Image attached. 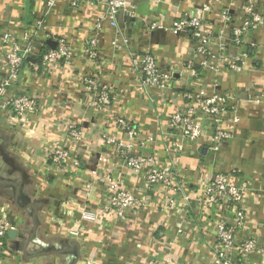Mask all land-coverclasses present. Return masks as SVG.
Masks as SVG:
<instances>
[{
    "label": "crops",
    "instance_id": "1",
    "mask_svg": "<svg viewBox=\"0 0 264 264\" xmlns=\"http://www.w3.org/2000/svg\"><path fill=\"white\" fill-rule=\"evenodd\" d=\"M129 2L136 7L133 15L122 12L115 27L102 22L98 57L90 61L83 45L106 12L104 4L72 8L59 2L48 8L38 0H0V35L7 29L20 41L30 35L37 49L40 44L54 48L57 38L64 37L76 50L70 68L46 67L41 59L34 66L30 61L23 64L11 91L38 94L42 110L32 117L30 128L10 127L0 111V212L10 225L8 252L0 264H160L165 258L170 264H217L214 226L229 220L233 210L224 204H205L204 185L222 171L231 183L245 188L246 219L235 242L252 236L264 248V26L248 37L255 45L240 74L204 71L190 79L194 90L210 94L216 89L232 98L221 122L229 137L214 146L209 131L196 141L169 134V115L186 102V74L181 79L175 72L165 91L144 90L130 60L132 51L147 49L159 68H182L189 37L169 28L152 30L150 25L170 22L207 0ZM260 8L264 11V0ZM220 13L218 7L206 13L210 32L221 29ZM40 19L44 25L37 29ZM240 49L230 51L236 54ZM85 74H97L111 87L115 96L111 108L100 111L92 106L93 97L83 86ZM117 115L130 119L139 139L146 140L143 146L134 145L135 152L172 162L177 189L146 194L145 172L135 173L114 146L103 145V131L118 134L113 122ZM71 123L81 131L78 140L67 137ZM173 141L183 142L181 151L173 149ZM56 142L70 147L79 167L66 173L50 169L48 153ZM92 171L111 172L124 188L147 197L146 205L130 209L126 219L102 214L108 202L104 184L89 196L84 190ZM85 212L95 219H85ZM244 264H264V250L248 254Z\"/></svg>",
    "mask_w": 264,
    "mask_h": 264
},
{
    "label": "built area",
    "instance_id": "2",
    "mask_svg": "<svg viewBox=\"0 0 264 264\" xmlns=\"http://www.w3.org/2000/svg\"><path fill=\"white\" fill-rule=\"evenodd\" d=\"M38 1L44 2L48 8L56 6L59 2H64L72 8L84 5H105L106 12L97 19L91 36L83 45V52L90 61H96L98 57L102 22L107 20L110 26L115 27L119 14L125 12L133 15L136 8L129 0ZM260 3L261 0H207L200 8L186 11L170 22L151 23L152 30L169 28L174 33H185L191 40L188 55L183 60L182 68L178 70L159 68L151 50L130 53V60L135 65L140 86L144 90L169 89L175 72L181 79H184L185 74L189 78L187 85L184 86L183 96L186 100L184 106L173 111L168 117L169 134L176 135L180 139L196 141L209 131L210 144L214 146H218L229 137V132L222 127L221 122L223 115L230 108L232 100L230 95L216 89L210 94L203 90H194L190 87V79L198 78L204 71L216 73L228 71L235 75L243 71L244 62L249 57L248 51L255 45L248 42V37L264 26V11L261 10ZM215 7L221 11L222 27L218 32H210L206 27L205 15ZM35 25L37 29L43 28L44 20H38ZM40 46L38 50L30 35H24L21 41L8 29L0 35V111L4 112L10 127L30 128L32 117L37 116L42 110L37 93L26 90L11 91L14 84L21 78L26 59L34 66V55H40L46 67L56 64H62L68 68L72 66L76 50L64 37L57 38L54 48H45L43 44ZM233 47L241 49L238 53L232 54L230 50ZM83 86L93 97L91 104L94 108L101 111L112 107L115 96L112 95L111 87L103 83L97 74H85ZM113 122L118 134L103 131V145L114 146L115 153L135 173L145 172L146 194L156 189L166 191L177 189L175 185L178 173L172 162H161L154 154L144 155L135 152L134 145L143 146L146 142L139 139L137 126L130 119L120 115L113 116ZM66 134L74 140L81 137V131L73 123L66 127ZM172 145L174 150L181 151L183 142L173 141ZM48 154L50 169L58 173H66L70 168L80 166V162L74 158L70 147L65 143L56 142ZM100 184H104L108 199L102 214L113 213L119 219H126L130 209L142 208L148 200L147 197L124 188L109 171L101 175L97 174V171L91 172L90 178L84 183L87 196ZM244 192L245 188L231 183L229 174L223 171L215 173L204 185L205 204H224L233 210L229 220H219L214 226V251L217 264H244L248 254L251 252L260 254L264 250L259 246L256 237H246L239 243L235 242L236 233L244 226L246 219L243 206ZM170 203H173L172 200ZM83 217L93 220L96 216L85 212ZM9 229L10 225L1 211L0 258L8 252L6 236ZM160 264H170V262L168 258H165Z\"/></svg>",
    "mask_w": 264,
    "mask_h": 264
},
{
    "label": "trees",
    "instance_id": "3",
    "mask_svg": "<svg viewBox=\"0 0 264 264\" xmlns=\"http://www.w3.org/2000/svg\"><path fill=\"white\" fill-rule=\"evenodd\" d=\"M45 48H49V46H48V45H45ZM40 59H41V58H40V55H34V62H35V63H36V62H39ZM25 62H28V63H29V60L26 59Z\"/></svg>",
    "mask_w": 264,
    "mask_h": 264
},
{
    "label": "water",
    "instance_id": "4",
    "mask_svg": "<svg viewBox=\"0 0 264 264\" xmlns=\"http://www.w3.org/2000/svg\"><path fill=\"white\" fill-rule=\"evenodd\" d=\"M49 43V41H47Z\"/></svg>",
    "mask_w": 264,
    "mask_h": 264
}]
</instances>
